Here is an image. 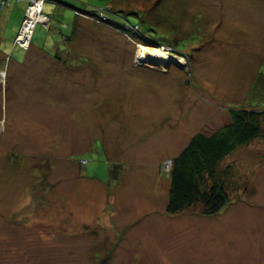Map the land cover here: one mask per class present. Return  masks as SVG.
I'll use <instances>...</instances> for the list:
<instances>
[{"label":"rangeland","instance_id":"rangeland-1","mask_svg":"<svg viewBox=\"0 0 264 264\" xmlns=\"http://www.w3.org/2000/svg\"><path fill=\"white\" fill-rule=\"evenodd\" d=\"M4 1L0 264H264L263 137L216 167L218 214H165L189 139L264 112V0H34L19 44L30 0ZM122 14L184 48L144 46Z\"/></svg>","mask_w":264,"mask_h":264},{"label":"trees","instance_id":"trees-1","mask_svg":"<svg viewBox=\"0 0 264 264\" xmlns=\"http://www.w3.org/2000/svg\"><path fill=\"white\" fill-rule=\"evenodd\" d=\"M47 1L62 4L60 0ZM92 13L82 12L86 15ZM99 14L104 16L101 11H97L96 16ZM121 16L125 18L123 23L110 20L108 22L113 24V28H119L118 31L143 42L144 46L171 47L175 51L184 48L183 44L176 41H173L172 46L165 42L167 38L155 28L140 22L137 14V20L133 22L126 19L128 15ZM263 129L264 112L240 108L231 110L230 122L213 133L194 134L180 153L170 160L167 169L169 186L165 214L171 216L188 212L196 206H199L201 216L218 214L229 204L230 199L217 175L216 167L237 148L257 137L264 138Z\"/></svg>","mask_w":264,"mask_h":264},{"label":"built area","instance_id":"built-area-1","mask_svg":"<svg viewBox=\"0 0 264 264\" xmlns=\"http://www.w3.org/2000/svg\"><path fill=\"white\" fill-rule=\"evenodd\" d=\"M35 1L34 0H30V4L28 5V8L26 9V12L25 13H27V15L25 14V17L26 18H24L25 19V21H24V23L26 22V21H30V17H29V14H30V12H32L34 9H33V6L31 7V5L34 3ZM3 4H5V1L3 0V3H2V5ZM34 5V4H33ZM30 10V11H29ZM35 24H36V21H34L33 22V24H32V26H31V29H33L34 28V26H35ZM23 27H24V24H23ZM23 27H21V29H20V32L22 33V30H23ZM19 32V33H20ZM18 33V34H19ZM31 34H32V31H30L28 34L26 33L22 38H21V34L18 36V38L16 39V42L19 44V42L20 43H25L26 41L27 42H29V40H30V37H31Z\"/></svg>","mask_w":264,"mask_h":264},{"label":"bare ground","instance_id":"bare-ground-1","mask_svg":"<svg viewBox=\"0 0 264 264\" xmlns=\"http://www.w3.org/2000/svg\"><path fill=\"white\" fill-rule=\"evenodd\" d=\"M37 12V11H36ZM34 16H35V10L34 11H32V12H30V14H29V17L31 18V20L30 21H26L25 22V25H24V28H23V30H22V33H21V38L27 33H29L30 32V29H31V26H32V24H33V22L35 21L33 18H34ZM37 16V15H36ZM37 20V19H36ZM27 25H31V26H28L27 27ZM141 51L143 52V53H145L146 51H144V49H141ZM160 51H154V53H153V51H152V54H160L162 57H163V55L161 54V53H159ZM142 54V53H141Z\"/></svg>","mask_w":264,"mask_h":264}]
</instances>
